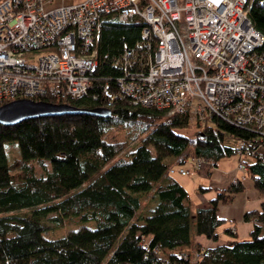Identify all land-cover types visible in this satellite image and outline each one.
Segmentation results:
<instances>
[{
	"label": "trees",
	"instance_id": "1",
	"mask_svg": "<svg viewBox=\"0 0 264 264\" xmlns=\"http://www.w3.org/2000/svg\"><path fill=\"white\" fill-rule=\"evenodd\" d=\"M249 11L250 22L264 35V0H251ZM144 26L141 20L103 23L91 94H100L106 84L114 89L122 74L115 59L126 47L136 48ZM43 101L103 108V100L94 102L91 95ZM108 110L107 119L64 115L0 125V264H264V201L259 210L243 215L253 223L248 240L201 249L194 236L219 242L225 221L217 217L218 207L244 185L216 190L208 207L195 211L193 223L188 191L169 175L167 164L175 157L181 166L192 155L216 163L236 154L223 143L225 135L235 141L250 138V131L212 118V126L196 122L200 131L190 140L174 131L189 125V113L168 116L122 100ZM120 130L123 138L117 137ZM10 142H17L20 152L11 161L5 150ZM134 142L136 148L127 151ZM246 164V177L264 197V154ZM37 167L47 174L38 176ZM208 190L198 187L200 194ZM68 219L92 221L95 227L80 226L57 239L43 237ZM224 230L236 236L231 227ZM197 253H202L200 261L194 260Z\"/></svg>",
	"mask_w": 264,
	"mask_h": 264
},
{
	"label": "built area",
	"instance_id": "2",
	"mask_svg": "<svg viewBox=\"0 0 264 264\" xmlns=\"http://www.w3.org/2000/svg\"><path fill=\"white\" fill-rule=\"evenodd\" d=\"M251 0H0V105L92 96L111 109L118 100L154 107L168 116L189 113L250 131L235 139L232 184L247 176L244 157L264 154V35L250 22ZM106 20L144 28L136 48L115 59L122 71L99 93L92 77L99 62V32ZM189 159L185 160L188 161ZM185 164V163H184ZM169 175L216 167L197 157ZM202 253L195 254L200 261Z\"/></svg>",
	"mask_w": 264,
	"mask_h": 264
},
{
	"label": "crops",
	"instance_id": "3",
	"mask_svg": "<svg viewBox=\"0 0 264 264\" xmlns=\"http://www.w3.org/2000/svg\"><path fill=\"white\" fill-rule=\"evenodd\" d=\"M234 156L235 155L219 159L218 162L215 163L216 167L211 171H202L197 174L189 175L190 179L186 183L184 181V185L179 181L186 191H188L189 199L190 192L197 195L194 198L195 203L191 201L192 199L189 201L192 210L196 211L199 208L208 207L209 201L212 200L216 194V190L227 188L234 177L241 178L243 176L236 170L237 164L236 161H233ZM176 161L177 158L175 157L169 158L167 159V164L173 166L176 164ZM241 183L244 185V190L240 194L234 195L228 204L218 207L217 217L225 221L219 228V242L214 243L207 240L204 236H194V242L197 245H201V249H210L222 243H233L235 240L244 241L249 239L254 229L253 223L245 221L243 215L253 210H259L261 203L264 201V197L259 195L253 183L247 177L242 179ZM199 186L209 188V190L200 194L198 192ZM227 227H231V230H234L236 233L235 237L225 234L224 229ZM261 237L264 238V226Z\"/></svg>",
	"mask_w": 264,
	"mask_h": 264
},
{
	"label": "water",
	"instance_id": "4",
	"mask_svg": "<svg viewBox=\"0 0 264 264\" xmlns=\"http://www.w3.org/2000/svg\"><path fill=\"white\" fill-rule=\"evenodd\" d=\"M64 115H88L107 119L111 112L103 108L80 109L67 104H50L43 100L33 101L31 99H19L0 105V125L6 127L31 119Z\"/></svg>",
	"mask_w": 264,
	"mask_h": 264
},
{
	"label": "rangeland",
	"instance_id": "5",
	"mask_svg": "<svg viewBox=\"0 0 264 264\" xmlns=\"http://www.w3.org/2000/svg\"><path fill=\"white\" fill-rule=\"evenodd\" d=\"M210 126H212V125L210 124ZM174 131L177 132L178 134L182 135V136H187L190 140H194L196 135L200 131V128L197 126V123L195 121L194 122L193 121H189V125L187 127H185L184 129H175ZM117 137L123 138L122 130H120L117 133ZM223 143H225L226 146H231V147H234V148L236 146V142L233 139H231L228 135L224 136ZM137 145H138V142L131 143L130 146H129L130 148L127 151L133 150L134 148H136ZM193 149H194V147H193V145H191L189 147V150H188V152H190L191 155H192ZM5 150H6V153L8 155V160H10V161L13 158H19L20 157V152H19V147H18V143L17 142H10V143L6 144L5 145ZM193 158L194 157L192 155L190 157V159L188 161H186L185 164L182 165V167H184V168L189 167L190 164L192 163V161L194 160ZM233 159H234L233 161H236V164H237L238 163V157H236V155H235ZM252 160H253V157H251V158L250 157H244V161L246 163H250ZM178 166H179V164H175L172 167L174 169H177V168H179ZM237 166H238V164H237ZM46 169H47V171H50V169H51V165H50L49 162L47 164ZM36 173H37L38 176H45L47 174L46 172L42 171V169L39 168V167L36 168ZM173 178H176L183 185H184V181L186 183L190 179L189 176H186V178H184V177H180V175H178L176 173H175V175H173ZM205 180H207V179H205ZM189 192H190V190H189ZM196 196H197L196 194L190 192V199H192L191 201L193 203H195V199L194 198ZM190 208L192 210V207H190ZM194 217H195V211L192 210L191 221H193V223L195 221ZM80 226H88L90 228L91 227L92 228L95 227V225H94V223L92 221H90L88 223H80L77 220L68 219V221L64 222V224L62 226L58 227V229H56L54 231H50L47 234H44L43 237L45 239H47V240L48 239H57L58 237L65 236L69 231L79 229Z\"/></svg>",
	"mask_w": 264,
	"mask_h": 264
},
{
	"label": "bare ground",
	"instance_id": "6",
	"mask_svg": "<svg viewBox=\"0 0 264 264\" xmlns=\"http://www.w3.org/2000/svg\"><path fill=\"white\" fill-rule=\"evenodd\" d=\"M104 109V108H103Z\"/></svg>",
	"mask_w": 264,
	"mask_h": 264
}]
</instances>
